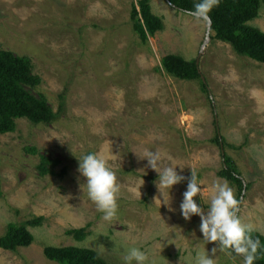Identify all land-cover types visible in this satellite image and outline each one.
<instances>
[{
  "label": "rangeland",
  "instance_id": "1",
  "mask_svg": "<svg viewBox=\"0 0 264 264\" xmlns=\"http://www.w3.org/2000/svg\"><path fill=\"white\" fill-rule=\"evenodd\" d=\"M139 1L0 0V50L31 59L42 80L38 92L55 112L65 96L59 121L20 119L13 133L0 134V237L11 222L45 220L30 228V247L0 248V264H61L45 257L46 246L90 248L108 264H126L131 247L147 253L146 264H197L198 255L217 248L215 264H243V257L203 240L199 216L183 218L187 181L171 190L175 211L154 203L157 195L163 200L158 173L136 154L160 151L163 165L178 166L185 180L194 168L204 190L195 199L207 212L215 183L227 182L218 175L223 156L213 142L217 135L230 146L223 150L248 186L239 218L264 236V64L238 56L212 30L202 49L208 23L166 0H151L164 29L143 44L130 20ZM249 25L264 32V6ZM167 55L198 61L208 92L199 80L167 75L161 63ZM97 152L121 185L110 222L81 189L77 157ZM42 156L59 162L55 175L40 174ZM142 178L139 196L131 189ZM227 183L238 199L237 188ZM87 225L83 242L66 233Z\"/></svg>",
  "mask_w": 264,
  "mask_h": 264
},
{
  "label": "trees",
  "instance_id": "2",
  "mask_svg": "<svg viewBox=\"0 0 264 264\" xmlns=\"http://www.w3.org/2000/svg\"><path fill=\"white\" fill-rule=\"evenodd\" d=\"M174 8L192 14L194 6L201 0H169ZM264 6V0H219L209 13L211 30L215 38L227 43L240 57L264 64V32L249 25V22L259 17V11ZM133 32L143 44L148 38L163 31L164 24L160 17L154 15L151 0H140L133 5L131 17ZM162 68L171 77L183 81H196L208 92L207 85L202 81L196 60L188 61L179 55H167L162 59ZM34 66L30 58L19 56L12 51L0 50V134L13 133L17 121L26 119L32 124L50 125L60 120L64 111V94L60 95L61 106L57 112L51 107L47 97L38 92L41 78L33 73ZM218 146L230 147L219 135L213 140ZM58 161H52L46 156L41 157L38 170L41 175H55L54 169ZM62 172L61 175L64 174ZM219 177L225 179L238 190V200L248 186L233 159L225 154L223 167ZM190 179L184 180L189 182ZM43 217L21 223L8 224L6 233L0 237V248L16 252L19 248L30 247L35 242V236L30 228L42 226ZM90 225L81 229L67 231L76 241L83 242L89 235ZM253 239L260 241V248L254 264H264V236L256 231L250 232ZM232 254L236 255L234 252ZM45 257L61 264H108L97 251L81 247L44 248ZM237 256V255H236Z\"/></svg>",
  "mask_w": 264,
  "mask_h": 264
},
{
  "label": "clouds",
  "instance_id": "3",
  "mask_svg": "<svg viewBox=\"0 0 264 264\" xmlns=\"http://www.w3.org/2000/svg\"><path fill=\"white\" fill-rule=\"evenodd\" d=\"M218 3L219 0H201L194 6V17L197 20L208 21L210 11ZM136 154L140 159L147 160L148 167L158 173L159 178L155 184L159 193L162 194L163 200L160 195H157L154 198V203L160 207L166 205L169 211H175L171 206V190L173 186L185 180V177L177 172L178 166L163 165V156L158 150H146L143 154ZM77 159L79 160L78 171L85 181V184L81 185L83 193L86 189L88 198L96 205L97 211L103 214V220L109 222L114 220L118 212L117 201L121 185L110 167L108 159L102 152L86 154L83 157H77ZM191 173L187 190L183 193V200L180 204L183 218L190 221L193 216H199L201 218L200 231L204 241L218 244L219 250L227 252L228 255L234 252L237 256L243 257V264H254L260 248V241L253 239L250 235L251 229L242 224L238 215L239 200L236 198L234 190L227 182L215 183L210 204L205 212L195 199L197 196L202 199L204 190L201 187V182H198L194 168H191ZM144 183L142 178L137 187L132 188L131 191L141 196L140 189ZM216 251L217 248H213L211 255H198L197 264H215L213 257ZM123 259L126 264H132L133 261L135 264H146L149 256L140 248L131 247L126 249Z\"/></svg>",
  "mask_w": 264,
  "mask_h": 264
},
{
  "label": "water",
  "instance_id": "4",
  "mask_svg": "<svg viewBox=\"0 0 264 264\" xmlns=\"http://www.w3.org/2000/svg\"><path fill=\"white\" fill-rule=\"evenodd\" d=\"M170 5H172L169 0H166ZM174 7V5H172ZM193 15V13H192ZM208 23V29H207V34H206V39H205V42L202 46V49L207 45V43L209 42L210 40V33H211V25H212V22H211V19H209L208 21H206ZM196 65L197 67H199V62L196 61ZM204 82V81H203ZM220 137V136H219ZM221 148H222V156H223V160H224V156H225V152L223 150V144H221Z\"/></svg>",
  "mask_w": 264,
  "mask_h": 264
}]
</instances>
